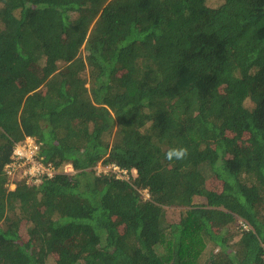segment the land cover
<instances>
[{
    "label": "trees",
    "instance_id": "16d2710c",
    "mask_svg": "<svg viewBox=\"0 0 264 264\" xmlns=\"http://www.w3.org/2000/svg\"><path fill=\"white\" fill-rule=\"evenodd\" d=\"M0 264H264V0H0Z\"/></svg>",
    "mask_w": 264,
    "mask_h": 264
},
{
    "label": "built area",
    "instance_id": "2783aa9c",
    "mask_svg": "<svg viewBox=\"0 0 264 264\" xmlns=\"http://www.w3.org/2000/svg\"><path fill=\"white\" fill-rule=\"evenodd\" d=\"M38 151V144L33 137L25 136L22 142L14 145L10 161L5 165V172L10 175L11 179H14L16 173H18L25 177L28 182L33 183L39 182L42 176L52 177L57 172L55 166L50 162L41 161L38 158ZM69 169L70 165L67 164L64 171ZM106 169L116 171L118 167L109 165ZM239 224L244 229L248 228V225L242 220H239Z\"/></svg>",
    "mask_w": 264,
    "mask_h": 264
},
{
    "label": "rangeland",
    "instance_id": "374dc122",
    "mask_svg": "<svg viewBox=\"0 0 264 264\" xmlns=\"http://www.w3.org/2000/svg\"><path fill=\"white\" fill-rule=\"evenodd\" d=\"M212 1H217V0H212ZM82 55H84V52L82 53ZM99 166V165H98ZM204 199L202 198V197H194V202L195 203H198V202H202ZM165 211H166V213H167V217L169 218V219H171V220H175V219H177V217H178V213L180 212L178 209H176V208H172V207H166V209H165ZM24 229H25V226L22 224L21 225V228H20V231H21V233H23L24 232ZM237 238H238V235L236 234L235 236H234V238H233V242H235L236 240H237ZM211 251V250H210ZM210 252H209V249H207V252H204L203 253V255L204 256H202L203 258L206 256L207 257V255L209 254Z\"/></svg>",
    "mask_w": 264,
    "mask_h": 264
},
{
    "label": "clouds",
    "instance_id": "9594fccd",
    "mask_svg": "<svg viewBox=\"0 0 264 264\" xmlns=\"http://www.w3.org/2000/svg\"><path fill=\"white\" fill-rule=\"evenodd\" d=\"M188 156L187 148H171L165 154V159L168 161H181L184 160Z\"/></svg>",
    "mask_w": 264,
    "mask_h": 264
}]
</instances>
